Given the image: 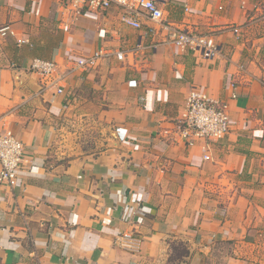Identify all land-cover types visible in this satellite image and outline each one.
I'll return each instance as SVG.
<instances>
[{"label":"crops","instance_id":"crops-1","mask_svg":"<svg viewBox=\"0 0 264 264\" xmlns=\"http://www.w3.org/2000/svg\"><path fill=\"white\" fill-rule=\"evenodd\" d=\"M156 2L173 25L216 31L219 53L180 51L169 29L124 25L114 5L68 18L60 0H0V27L13 31L0 35V132L22 142L25 161L14 186L0 184V264H245L217 249L264 227V180L247 166L264 152V0ZM98 50L125 56L70 70L61 94L29 70L39 58L64 71ZM192 87L237 93L220 141L168 139ZM76 115L99 116L104 148L68 154ZM132 229L136 253L114 244Z\"/></svg>","mask_w":264,"mask_h":264},{"label":"built area","instance_id":"built-area-1","mask_svg":"<svg viewBox=\"0 0 264 264\" xmlns=\"http://www.w3.org/2000/svg\"><path fill=\"white\" fill-rule=\"evenodd\" d=\"M120 8L119 21L127 26L139 28L141 19L152 21L160 28L170 30V44L180 51L190 50L205 58H213L219 53V41L216 31L199 32L195 29L173 25L166 21L162 8L156 0H60L59 6L65 16H76L81 10L103 11L111 6ZM185 11L188 8L185 7ZM63 14V13H61ZM65 23V22H64ZM158 28L149 27V31L155 33ZM233 31L238 29L233 27ZM13 35L10 26L0 27V35ZM114 51L98 50L90 56L78 58L70 68L59 71L57 63L51 60L39 58L32 59L29 70L38 73L44 79L43 88L53 87L57 94L63 92L61 84L70 70L89 69L96 66L97 61L104 55ZM117 59H124V51L114 52ZM236 82L231 81L234 89ZM237 93L232 91L229 100L211 99L196 87L190 88L185 97L184 105L173 121L170 128L166 129L168 139L177 141L180 139L188 145L202 140L205 145L220 141L230 130L229 101L235 99ZM209 159L208 154L203 155ZM22 142L10 130L0 132V184L14 186L18 177V170L24 164ZM141 237L135 231H123L115 237L114 244L128 252L136 253L140 248Z\"/></svg>","mask_w":264,"mask_h":264},{"label":"rangeland","instance_id":"rangeland-1","mask_svg":"<svg viewBox=\"0 0 264 264\" xmlns=\"http://www.w3.org/2000/svg\"><path fill=\"white\" fill-rule=\"evenodd\" d=\"M70 122H66V128L63 133L68 134L64 140L71 156L81 155L83 153H95L104 148L108 142L110 131L99 123V116L95 115L88 124L86 117L76 115V118L70 117ZM261 156L263 159H261ZM261 156L249 160L247 166L257 170L258 181L264 180V152ZM260 233L249 231L243 237L240 243L226 242L221 244L217 250L224 254H234L245 262V264H264V227H260ZM184 250L177 246L174 252V258H179ZM234 250V252H233ZM177 256V257H176Z\"/></svg>","mask_w":264,"mask_h":264}]
</instances>
